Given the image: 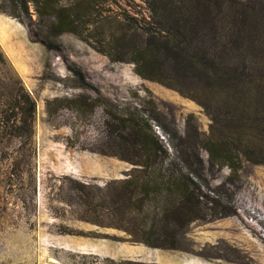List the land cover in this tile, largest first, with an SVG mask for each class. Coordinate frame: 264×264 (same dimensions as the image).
<instances>
[{
    "label": "rangeland",
    "instance_id": "obj_1",
    "mask_svg": "<svg viewBox=\"0 0 264 264\" xmlns=\"http://www.w3.org/2000/svg\"><path fill=\"white\" fill-rule=\"evenodd\" d=\"M176 1L0 0V124L30 125L11 113L15 74L35 103L32 159L28 134L0 140V264H264V0H178L183 52L213 77L172 58ZM156 144L197 155L201 179L181 174L230 216L187 224L151 262L118 228L150 222L121 183Z\"/></svg>",
    "mask_w": 264,
    "mask_h": 264
},
{
    "label": "trees",
    "instance_id": "obj_2",
    "mask_svg": "<svg viewBox=\"0 0 264 264\" xmlns=\"http://www.w3.org/2000/svg\"><path fill=\"white\" fill-rule=\"evenodd\" d=\"M229 3L232 4V2ZM176 4L179 18L174 19L176 27L169 37V43L172 46L170 49L173 51L172 53L176 54L172 58L175 56L177 60L187 64L186 73L188 75L195 71L205 76L218 75L217 67L213 66L207 58L203 57L202 60H197L186 51L183 52L182 45L186 44L190 37V22L185 20L182 11H179L182 8L188 10L186 2H182L180 6L177 0ZM192 26L195 28L194 24ZM66 31L75 34L72 30ZM159 31L162 35L163 31L161 29ZM162 39L165 38L162 37ZM155 45L156 47H150L145 52L148 55L152 54L158 49V44ZM0 57L3 58V55H0ZM15 76L20 85V95H15L12 98L11 113L12 115L22 116L23 122L26 124L30 122V125L26 129L13 126L8 131L4 126L5 124L1 123L0 140H3L5 136L16 139L21 137L24 132L28 134L31 151V139L33 138V126L31 124L35 116V103L21 87L22 83L19 76L17 74ZM176 151L179 154H185V150ZM140 153L142 156L139 157V162L132 163L135 168L130 171L131 173H137L138 176L135 178L131 176V178L121 183L123 187L121 197L125 200L123 205L126 207L127 212L137 213L147 219L151 217V219L150 222L142 225L138 224L132 229L127 227L118 228L132 238L135 233L145 236L144 239L131 241L132 243L143 244L153 249H166V247H171L168 239L174 237L175 233L184 231L190 223L195 221L209 223L230 216L229 212L222 210L219 203L209 208L206 202L201 201L198 184L191 180L189 176L181 174V170H187L190 173L193 172L198 179H201L199 170L203 167V163L197 155L194 156V161L181 157H176L178 161L172 160L170 154L157 144L154 147H144ZM32 155L33 150L31 151L30 160ZM254 163L264 164V162ZM30 167H32V162H30ZM116 200L118 201V198ZM184 217L188 218L186 222Z\"/></svg>",
    "mask_w": 264,
    "mask_h": 264
},
{
    "label": "crops",
    "instance_id": "obj_3",
    "mask_svg": "<svg viewBox=\"0 0 264 264\" xmlns=\"http://www.w3.org/2000/svg\"><path fill=\"white\" fill-rule=\"evenodd\" d=\"M5 18L6 17L4 15L0 14L1 21H3ZM227 239H231L232 240L233 236L228 234L227 235ZM141 250H143V251H141ZM132 253H134V254H132L133 257L140 258V257L143 256V257L147 258L151 262L154 259H156V258H163L164 257L163 256L164 253L162 251H160V250H157V249L135 248V250H133ZM137 254H139V255H137ZM166 260H167L168 264H210V263L206 262L205 260H203V259H201L199 257H196V256H180V255H177V254H175V255H167L166 256Z\"/></svg>",
    "mask_w": 264,
    "mask_h": 264
},
{
    "label": "bare ground",
    "instance_id": "obj_4",
    "mask_svg": "<svg viewBox=\"0 0 264 264\" xmlns=\"http://www.w3.org/2000/svg\"><path fill=\"white\" fill-rule=\"evenodd\" d=\"M0 21H1V19H0ZM1 23H2V21H1ZM1 23H0V24H1ZM0 28H1V27H0ZM71 243H72V242H71ZM141 248H142V247H140V249H141ZM93 249L95 250V248H93ZM142 249H143V248H142ZM137 250H138V249H137ZM141 251H143V250H141ZM138 252H139V251H138ZM139 253H140V252H139ZM141 253H142V252H141ZM131 254H134V253H131ZM137 255H139V254H137ZM126 256H127V255H126ZM154 257H155V256H154ZM132 258H133V256H132ZM140 258H141V257H140ZM142 258H143V256H142ZM142 258H141V259H142ZM189 259H190V258H189ZM191 260H192V259H191ZM194 260H195V259H194ZM186 263H187V262H186Z\"/></svg>",
    "mask_w": 264,
    "mask_h": 264
}]
</instances>
